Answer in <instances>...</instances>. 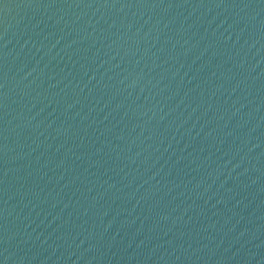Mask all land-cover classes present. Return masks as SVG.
Instances as JSON below:
<instances>
[{"label":"water","instance_id":"water-1","mask_svg":"<svg viewBox=\"0 0 264 264\" xmlns=\"http://www.w3.org/2000/svg\"><path fill=\"white\" fill-rule=\"evenodd\" d=\"M2 264H264V0H0Z\"/></svg>","mask_w":264,"mask_h":264},{"label":"snow or ice","instance_id":"snow-or-ice-1","mask_svg":"<svg viewBox=\"0 0 264 264\" xmlns=\"http://www.w3.org/2000/svg\"><path fill=\"white\" fill-rule=\"evenodd\" d=\"M0 264H2V262H0Z\"/></svg>","mask_w":264,"mask_h":264}]
</instances>
